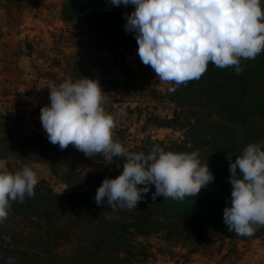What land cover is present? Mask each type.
Returning a JSON list of instances; mask_svg holds the SVG:
<instances>
[{"label":"trees","instance_id":"obj_1","mask_svg":"<svg viewBox=\"0 0 264 264\" xmlns=\"http://www.w3.org/2000/svg\"><path fill=\"white\" fill-rule=\"evenodd\" d=\"M132 11L134 6L116 7L110 0L88 1L87 5L71 0L63 15L75 12L93 17L94 43L101 47L112 36L116 44L136 42L133 33L124 31L125 16ZM241 67L244 71L237 75L233 67L221 69L210 62L199 80L170 93L168 100L178 108L172 119L179 122L175 126L182 130L181 140L166 144L149 141L128 150L147 155L159 145L166 152L198 151L214 180L196 197H185L183 202L164 200L163 196L153 200L155 186L151 185L131 211L112 209L106 198L97 206V189L105 178L115 179L122 173L123 158H113L108 164L102 153L89 158L70 145L61 150L42 134L26 133L0 112V159L44 163L55 177L61 173L68 185H76L66 193H56L41 180L34 197L12 203L8 218L0 223V264H6L8 257H13L15 264H134L139 255L145 262V247L137 239L161 231L196 243L205 240L208 233L243 240L245 236L229 232L223 210L231 207L230 163L249 144L264 150V52L254 60L242 59ZM119 84L105 86H134L133 79ZM238 132L243 134L241 143ZM237 175L241 176L238 168ZM263 234L264 227H260L247 237Z\"/></svg>","mask_w":264,"mask_h":264},{"label":"clouds","instance_id":"obj_2","mask_svg":"<svg viewBox=\"0 0 264 264\" xmlns=\"http://www.w3.org/2000/svg\"><path fill=\"white\" fill-rule=\"evenodd\" d=\"M112 6L132 5L126 14L124 31L134 35L141 62L150 66L159 80L181 85L199 80L211 62L217 68L244 69L241 60H254L264 52V7L261 0H110ZM50 105L40 110V121L53 145L61 150L72 145L91 157L103 154L108 164L123 158V171L115 179L105 178L95 194V203L112 209H136L142 194L155 186L152 199L183 202L196 197L214 180L198 151H164L159 145L145 155L130 152L114 140L116 118L103 107L99 82L89 78L59 85L49 82ZM237 168L241 176L237 175ZM232 185L231 207L223 210L229 232L253 236L264 227V150L249 144L229 166ZM37 173L25 166L9 171L0 160V223L7 218L13 202L23 203L35 195ZM143 185L144 187H138ZM6 264H15L8 257Z\"/></svg>","mask_w":264,"mask_h":264},{"label":"rangeland","instance_id":"obj_3","mask_svg":"<svg viewBox=\"0 0 264 264\" xmlns=\"http://www.w3.org/2000/svg\"><path fill=\"white\" fill-rule=\"evenodd\" d=\"M46 1L0 0V112L26 133L47 138L40 110L50 105L49 82L59 85L66 79L74 82L83 77L99 82L105 95L103 107L117 120L113 137L123 141L127 150L149 141L166 144L181 140L182 130L175 126L179 122L173 121L178 108L168 100V88L174 85L159 80L153 69L141 62L137 43L116 44L112 36L98 47L93 17L75 12L64 16V6L71 0ZM88 1L97 0L74 3L87 5ZM126 79H133V88L105 86L120 85ZM237 139L242 142L241 132ZM4 161L9 171L32 168L38 181L44 180L56 193L76 186L68 185L61 173L55 177L44 163H21L15 158ZM137 241L145 247L147 259L141 261L139 255L134 264H260L248 256L261 249L258 253L264 261V234L242 240L208 233L205 240L196 243L161 231Z\"/></svg>","mask_w":264,"mask_h":264},{"label":"crops","instance_id":"obj_4","mask_svg":"<svg viewBox=\"0 0 264 264\" xmlns=\"http://www.w3.org/2000/svg\"><path fill=\"white\" fill-rule=\"evenodd\" d=\"M28 1V3H36V2H34V1H39V0H27ZM47 3L48 2H50L49 0H47L46 1ZM50 4V3H49ZM47 5V4H46ZM17 7H21V6H17ZM40 8V7H39ZM24 8L22 7V10H23ZM26 12H28V10L26 9L25 10ZM26 30V29H25ZM262 250V249H261ZM261 250H259L260 252H261ZM259 251H257L256 253H253L251 256H248V257H250L252 260H254V261H257L258 263H264V261H261V255H260V253H258Z\"/></svg>","mask_w":264,"mask_h":264}]
</instances>
